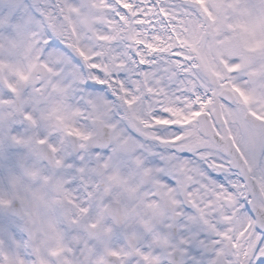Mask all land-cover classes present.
Masks as SVG:
<instances>
[{"label": "snow or ice", "instance_id": "obj_1", "mask_svg": "<svg viewBox=\"0 0 264 264\" xmlns=\"http://www.w3.org/2000/svg\"><path fill=\"white\" fill-rule=\"evenodd\" d=\"M0 264H264V0H0Z\"/></svg>", "mask_w": 264, "mask_h": 264}]
</instances>
